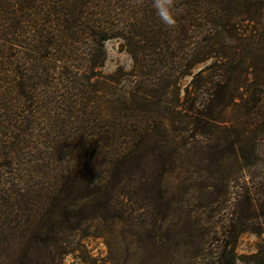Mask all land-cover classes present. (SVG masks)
<instances>
[{"label": "trees", "instance_id": "1", "mask_svg": "<svg viewBox=\"0 0 264 264\" xmlns=\"http://www.w3.org/2000/svg\"><path fill=\"white\" fill-rule=\"evenodd\" d=\"M171 2L168 28L151 0H0V264L82 254L69 238L117 220L126 187L164 195L182 134L212 151L218 192L231 154L259 164L236 225L264 233V0ZM112 38L133 64L101 74ZM221 228L214 255L234 264Z\"/></svg>", "mask_w": 264, "mask_h": 264}, {"label": "rangeland", "instance_id": "2", "mask_svg": "<svg viewBox=\"0 0 264 264\" xmlns=\"http://www.w3.org/2000/svg\"><path fill=\"white\" fill-rule=\"evenodd\" d=\"M104 49L101 74L131 69L132 57L119 39H109ZM185 137L175 140L179 152L174 154L164 195L150 185L126 187L127 195L116 207L117 220L101 222L98 236L69 238L77 247L81 242L82 254H65L64 264H220L214 252L222 225L231 227L236 236L234 264H256L264 237L259 235V218L247 219V230L236 221L246 187L259 182V164L243 170V163L231 154L226 165L230 183L218 192L209 186L217 181L215 156L205 142L188 144Z\"/></svg>", "mask_w": 264, "mask_h": 264}, {"label": "clouds", "instance_id": "3", "mask_svg": "<svg viewBox=\"0 0 264 264\" xmlns=\"http://www.w3.org/2000/svg\"><path fill=\"white\" fill-rule=\"evenodd\" d=\"M151 5L159 21L168 28L175 26V13L171 0H151Z\"/></svg>", "mask_w": 264, "mask_h": 264}]
</instances>
